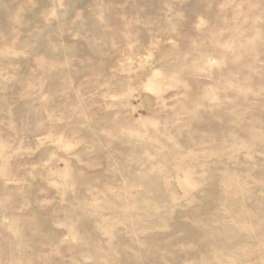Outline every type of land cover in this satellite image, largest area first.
I'll return each instance as SVG.
<instances>
[{"label": "rangeland", "instance_id": "obj_1", "mask_svg": "<svg viewBox=\"0 0 264 264\" xmlns=\"http://www.w3.org/2000/svg\"><path fill=\"white\" fill-rule=\"evenodd\" d=\"M0 264H264V0H0Z\"/></svg>", "mask_w": 264, "mask_h": 264}]
</instances>
